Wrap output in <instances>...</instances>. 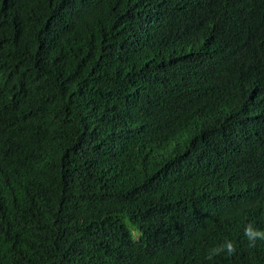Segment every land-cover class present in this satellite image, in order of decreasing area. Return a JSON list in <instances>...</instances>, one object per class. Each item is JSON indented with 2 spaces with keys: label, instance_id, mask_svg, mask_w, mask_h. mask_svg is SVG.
<instances>
[{
  "label": "trees",
  "instance_id": "trees-1",
  "mask_svg": "<svg viewBox=\"0 0 264 264\" xmlns=\"http://www.w3.org/2000/svg\"><path fill=\"white\" fill-rule=\"evenodd\" d=\"M247 222L264 0H0V264H217Z\"/></svg>",
  "mask_w": 264,
  "mask_h": 264
},
{
  "label": "clouds",
  "instance_id": "clouds-1",
  "mask_svg": "<svg viewBox=\"0 0 264 264\" xmlns=\"http://www.w3.org/2000/svg\"><path fill=\"white\" fill-rule=\"evenodd\" d=\"M244 230H242L241 243L237 244L228 238H220L208 252V259H217V264H239V248L245 246L247 248H264V223L247 222ZM185 264H196L191 253H187L184 261Z\"/></svg>",
  "mask_w": 264,
  "mask_h": 264
}]
</instances>
